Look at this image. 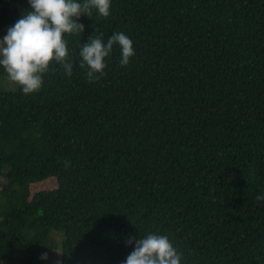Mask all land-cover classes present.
Masks as SVG:
<instances>
[{"label": "trees", "instance_id": "1", "mask_svg": "<svg viewBox=\"0 0 264 264\" xmlns=\"http://www.w3.org/2000/svg\"><path fill=\"white\" fill-rule=\"evenodd\" d=\"M29 10L0 0V39ZM79 22L71 77L54 64L25 95L0 68V262L122 264L157 232L182 264H264V0H111ZM114 32L135 55L114 45L89 82L81 44Z\"/></svg>", "mask_w": 264, "mask_h": 264}, {"label": "clouds", "instance_id": "2", "mask_svg": "<svg viewBox=\"0 0 264 264\" xmlns=\"http://www.w3.org/2000/svg\"><path fill=\"white\" fill-rule=\"evenodd\" d=\"M28 3L30 10L22 13L0 39V68L25 95L41 90L44 76L54 64L71 77L73 62L65 36L83 33L84 25L79 22L82 15L91 17L95 10L107 18L111 8V0H28ZM102 37V33H93L87 43L81 44L79 67L85 70L89 82L103 76L105 60L114 45L120 48L121 66H127L135 55L133 41L123 32H114L106 43ZM256 200L264 201V195H258ZM126 243H134L135 247L122 264H182L183 253L177 251L167 235L150 232L138 239L130 237ZM41 259L46 260L47 253Z\"/></svg>", "mask_w": 264, "mask_h": 264}, {"label": "rangeland", "instance_id": "3", "mask_svg": "<svg viewBox=\"0 0 264 264\" xmlns=\"http://www.w3.org/2000/svg\"><path fill=\"white\" fill-rule=\"evenodd\" d=\"M6 35V34H5ZM3 35V37L5 36ZM3 39V38H1ZM4 81V80H3ZM6 85H8V88H11L12 85H10L7 81L4 82ZM8 90V89H7ZM3 182V179L0 178V184ZM55 184H52V185H45L44 188H41V187H38V186H34L33 187V192H38V191H41V190H50L51 188H55ZM60 256V253L59 252H50L48 253V257H47V260H46V263L47 264H56L57 261H58V258ZM5 264H8L7 262H4Z\"/></svg>", "mask_w": 264, "mask_h": 264}]
</instances>
